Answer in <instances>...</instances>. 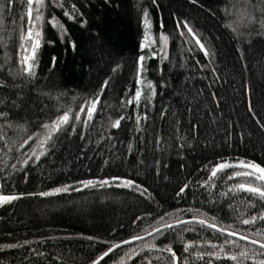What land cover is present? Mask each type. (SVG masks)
<instances>
[{
  "label": "trees",
  "instance_id": "trees-1",
  "mask_svg": "<svg viewBox=\"0 0 264 264\" xmlns=\"http://www.w3.org/2000/svg\"><path fill=\"white\" fill-rule=\"evenodd\" d=\"M45 4L36 75L28 78L15 75L24 54L20 36L29 26L26 2L14 0L7 8V0H0V80L4 81L0 112L8 114L0 117L4 136L0 140V185L4 195L24 194L22 199L0 206V264H92L111 244L145 235V230L160 226L161 216L178 210H183L180 219L195 216L261 239L254 234L257 230L264 233V221L255 225L240 221L264 211V202L254 201L246 192L220 195L233 185L248 182L245 177L228 179L242 169H225L207 187L201 185L220 162L253 161L264 167V16L259 11L264 2L67 0L65 7L75 4L82 13L74 20L51 0ZM145 8L156 43L141 51ZM53 14L66 29L63 40L60 31L47 22ZM185 22L208 50L207 57ZM162 32L168 37L167 59L160 52ZM25 48L30 51V44L25 43ZM153 51L158 56L146 59L144 76L157 94L139 108L135 103L122 106L121 101L136 91L138 57H151ZM106 80L108 86L85 127L87 108L81 121L75 120V114L100 94ZM69 109L71 119L45 145L47 154L38 162L32 157L21 168L33 148L40 151L37 139L48 131L43 125ZM145 114L147 118L137 130L136 116ZM121 116L126 119L113 128L112 123ZM29 136L33 139L20 148ZM12 165L20 171H14ZM113 177L132 180L141 188L116 186L120 181L93 188H82L79 183L111 181ZM185 184L189 187L177 196ZM64 185L82 190L38 195ZM249 202L256 207L249 209ZM174 219L165 216L167 223ZM225 239L211 228L185 225L155 240L147 237L125 244L100 264H147L148 259L152 264H172L167 252L155 250L166 245L180 258L177 264H185V258L186 264H207V257L198 261L195 253L213 249L193 248L189 254L184 252V244L209 241L219 245ZM149 243L155 245L151 251L144 247ZM238 243L239 247L226 246L225 252L238 254L249 248L247 242ZM5 245L16 247H2ZM141 248L140 255H133ZM212 264L236 262L222 259L212 260Z\"/></svg>",
  "mask_w": 264,
  "mask_h": 264
},
{
  "label": "snow or ice",
  "instance_id": "snow-or-ice-1",
  "mask_svg": "<svg viewBox=\"0 0 264 264\" xmlns=\"http://www.w3.org/2000/svg\"><path fill=\"white\" fill-rule=\"evenodd\" d=\"M27 5L26 10V16L28 20V29L26 33H21L20 39L22 41L21 43V49L23 50L24 54L20 58V69L15 73L16 76H26L28 78H33L36 75V68L38 66V59H37V52L39 48L41 47L40 38H41V31L39 30L41 26L44 23V10L47 7L45 4V0H25ZM107 2V0H106ZM153 4L156 3V0H152ZM193 3H195V0H192ZM264 2V0H262ZM14 3V0H7V5L5 7L10 8L11 5ZM51 3L55 7H59L63 10L64 15L70 19L74 20L76 19L77 15H82V13H79V9L76 7L75 4H72L71 8L65 7V4L67 3V0H51ZM245 3H248V0H245ZM251 6V5H249ZM2 10V9H0ZM261 16H264V8L259 9ZM24 17H21V20H23ZM250 19L254 20L255 17H250ZM48 23L52 24L53 27L57 28L60 31L61 39L63 40V37L66 34V29L64 28V25L59 22L57 17L53 14L51 19L47 21ZM86 23V21H85ZM143 23H144V36L141 40L140 48L141 51H143L145 48H152L155 43L156 39L151 35V20L149 16L148 10L145 8L143 9ZM262 26H264V20H261ZM83 26V25H82ZM163 27V25H161ZM179 27V25H178ZM184 27L188 29V32L192 34L193 39H195L196 44L199 46L200 50L204 52V55L207 57L209 55V52L207 49H205L204 45L200 42V39L196 37V34L193 32V30L188 27L187 23H184ZM231 27V25H229ZM181 35H184L182 32ZM159 40L161 42L160 44V52L164 53L163 59H167V52H166V43L168 40V37L161 33ZM25 43L30 44V51L28 48H25ZM75 45H73V48ZM158 53L156 51L152 52L151 57H147L146 55H141L137 59V78H136V91L134 95H132L127 100H122L121 105H132L135 103L136 107L139 108L141 103L146 101L148 103H151L152 99L155 97L156 90L155 86L151 81L146 80L144 74L147 71L146 67V59L149 58H157ZM56 58L53 57V66L55 65ZM3 66L0 65V68ZM115 71V69H114ZM109 81H105L104 85L100 89V94H98L96 97L91 99L90 101H87L85 105H82L80 108V112L75 114V120L81 121V113L85 112V108H87V117L83 120V123L85 127H87L88 123L93 119V116L97 109V104L100 102V95L103 94L104 89L108 86ZM4 85V81L0 80V86ZM148 93L147 95L145 93ZM249 111H252V108L250 106ZM7 113L0 112V117L7 118ZM163 115V114H162ZM146 114L144 116L137 115L136 116V124H137V130H139V125L142 119H146ZM71 119V109L66 111L62 116H58L56 120H53L51 124L45 123L43 127L47 129V134L43 138L37 139V147L40 149V151L37 153V148L32 149V155L29 156L28 159L23 160L21 164V168L28 165L29 162L32 160V157L35 158V161H39L42 156H45L47 154V148L45 145H48L55 135V133L61 131L65 125L69 123ZM126 119L125 116H121L119 119H117L114 123H112L113 128H118L121 124V121ZM264 127V125H262ZM75 126H73V131H75ZM35 135V134H34ZM83 139V137H81ZM33 137L29 136L27 140H24L22 144H20V148H23L24 145L28 144L29 140H32ZM0 140H4V136L0 134ZM131 145H129V150H131ZM11 151V149H9ZM6 167V163H5ZM205 167H208L206 165ZM12 168L14 171H20V169L17 168L16 165H12ZM228 168H238L242 169L241 171H235L233 175L229 176V180H233L236 177H245L248 178L247 183H240L233 185L228 189V192L221 193L222 196H227L229 193H239V192H246L251 195L254 201H261L264 202V167H262L260 164L255 163L253 161H239L236 164L229 163L227 161L217 163L215 167H212L210 176L207 181L204 182L201 187H207L210 182L214 181L215 178L218 177L219 174L223 173L225 169ZM0 171H3L2 168H0ZM120 181V183L116 184V186L120 187H127V188H136L140 189L141 186L136 184L132 180H121L119 177H113L111 181L109 180H100V181H81L79 182L82 185V188H93V187H105L109 186L110 184ZM189 187V184H185L184 187L180 188V191L177 193V196L182 195L186 189ZM212 187H215V184L212 183ZM81 187H74L73 185H64L62 187L56 188L53 192H41L38 193L40 196H50L61 192H68L70 189L73 191H81ZM147 189H144L141 194L143 195L144 192H146ZM210 191V190H209ZM211 194V191H210ZM28 195H37V194H28ZM24 197V194H12V195H4L2 194V185H0V206H3L5 204H10L12 201L22 199ZM250 208H255L256 204L253 202H249L248 206ZM183 210H178L177 213H165V216L169 218L175 217L173 222L167 223L165 222V216H161L159 218V227H152L151 231L145 230V235L152 237L153 240L156 238L163 236L166 232L169 230L175 231L180 229L182 226L185 225H194L199 224L201 227H208L213 229L214 232L220 233L221 235H224L226 237L223 244H214L209 241H205L203 244L199 243H193V242H187L184 244V252L191 254L190 250L193 248H209L213 249V251H198L195 253V259L198 261H203L207 257V264H212V260H231L236 262V264H246V261H251L252 264H264V259H260L259 257L264 256V233H262L260 230H257V232L254 234L257 237H261V239H249V235L247 233L238 232V231H229L228 229L232 226L229 225L227 228L225 227H218L216 223H208L206 219H198L197 217H193L192 220H183L179 218V212ZM188 211H192L191 209H188ZM241 216H243V213H241ZM139 219V217L137 218ZM213 220H215V217H212ZM258 221H264V211L260 212L258 215H252L248 219H242L240 222L244 225H255ZM184 230H193V229H184ZM145 235H135L131 237L129 240L121 241L119 244L113 243L110 247H108L107 251L103 252L99 257H97L96 260L92 261V264H100V261H102L105 257H108L109 254L113 253L116 249H119L122 245L125 244H131L133 241H143L145 239ZM231 237H237V239L233 240L230 239ZM88 239H93L92 237H88ZM247 241L249 248L247 250H242L238 254H229L225 252L226 246H233V247H239V241ZM27 243V242H25ZM258 245V248H253L251 246ZM2 247H16V245H5ZM149 251L155 248L154 244H146L144 246ZM215 249H219V251H215ZM158 252H167L170 255L172 264H177V261L180 259L177 257L176 252L173 251V248L171 245H166L162 249H155ZM144 251V248L140 249V252H134L133 255H140L141 252ZM37 255L43 256L44 253L38 252ZM129 259H131V256H129ZM156 259H160V257H156ZM147 264H152V260L148 259ZM185 264H186V258H185Z\"/></svg>",
  "mask_w": 264,
  "mask_h": 264
},
{
  "label": "water",
  "instance_id": "water-1",
  "mask_svg": "<svg viewBox=\"0 0 264 264\" xmlns=\"http://www.w3.org/2000/svg\"><path fill=\"white\" fill-rule=\"evenodd\" d=\"M193 218H190V219H184V220H192ZM209 223V222H208ZM219 227V226H218ZM230 231V230H229ZM147 237H149V236H147V235H145V238H147ZM232 238H235V239H237V237H232ZM249 239H251V238H249ZM243 241V240H242ZM244 242H247V241H244ZM123 246V245H122ZM121 246V247H122ZM256 246H258V245H256ZM106 258V257H105ZM104 258V259H105ZM101 262V261H100Z\"/></svg>",
  "mask_w": 264,
  "mask_h": 264
}]
</instances>
